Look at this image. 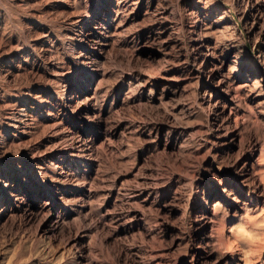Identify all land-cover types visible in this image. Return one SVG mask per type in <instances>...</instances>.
I'll return each mask as SVG.
<instances>
[{
  "label": "rangeland",
  "instance_id": "1",
  "mask_svg": "<svg viewBox=\"0 0 264 264\" xmlns=\"http://www.w3.org/2000/svg\"><path fill=\"white\" fill-rule=\"evenodd\" d=\"M2 136L0 264H241L221 246L264 217V0H0Z\"/></svg>",
  "mask_w": 264,
  "mask_h": 264
},
{
  "label": "bare ground",
  "instance_id": "2",
  "mask_svg": "<svg viewBox=\"0 0 264 264\" xmlns=\"http://www.w3.org/2000/svg\"><path fill=\"white\" fill-rule=\"evenodd\" d=\"M57 6V5H56ZM61 7V6H60ZM51 8V7H50ZM59 14H61V13H59ZM58 14V15H59ZM52 15V14H51ZM60 17V16H59ZM61 19V18H60ZM54 20V19H53ZM57 20V19H56ZM91 21V20H90ZM41 22V21H40ZM43 22V21H42ZM41 22V23H42ZM87 23V22H86ZM74 26H75V28H78V29H80V32L82 33V37L81 38H88V36H89V32H90V30H91V28L89 27V25H87V24H84L83 26H79L78 27V24H74ZM49 29V28H48ZM61 29V28H60ZM53 30L52 31V33H51V35H49V36H47V34H45V35H43L42 37H43V40L44 41H48V40H51V38H52V40L53 39H55L56 41H63V39L61 40V38H62V35L63 34H61V30ZM49 30H51V28L49 29ZM65 33V32H64ZM40 34V33H39ZM63 36H65V35H63ZM37 39V38H36ZM41 39V38H40ZM40 41V40H39ZM38 41V42H39ZM70 41V40H69ZM72 42V41H71ZM46 43V42H45ZM70 43V42H69ZM71 44V43H70ZM208 44V43H207ZM45 45V44H44ZM67 53H68V55L73 59V61L74 62H76V61H80V60H82V56H83V50H82V48L81 47H79V48H73V49H68V51H67ZM41 54V53H40ZM19 58V57H18ZM73 63V62H72ZM203 63H204V61H203ZM57 65V64H56ZM52 68V67H51ZM49 71H50V69H49ZM64 71V70H63ZM212 71L210 70H208L207 72H206V77L208 78V77H211V75H212ZM48 74V73H47ZM63 75H64V72H63ZM51 76V75H50ZM66 77L67 76H62L61 77V75L59 74V75H57L56 76V78H57V81H58V83H57V85L52 89V91H53V93L55 94V101L53 102L54 103V105L56 104L57 106H60V108H61V105L64 107V109H67V108H72V109H76L77 108V106L78 105H74V103H77V99H76V97L74 98L72 95H73V93L71 94V90H72V88L70 87V84L67 82V80H66ZM38 87V86H37ZM31 89V88H30ZM33 89V88H32ZM47 89V88H46ZM34 90V89H33ZM40 90V89H39ZM28 91V90H27ZM36 91V90H35ZM31 92V91H30ZM50 93V92H49ZM24 95V94H23ZM31 95V94H30ZM53 95V94H52ZM35 96V95H34ZM37 96V95H36ZM212 95H210V97H211ZM23 98V97H22ZM33 98V97H32ZM86 101H89V99H86L85 100V102ZM35 103V102H34ZM33 103V104H34ZM13 104V103H12ZM37 105V104H36ZM22 106V105H21ZM20 106V107H21ZM52 106V105H51ZM73 106H75L74 108H73ZM40 107V106H39ZM42 107V106H41ZM54 108V107H53ZM52 108V109H53ZM78 109V108H77ZM43 113V112H42ZM28 114V113H27ZM11 116H10V119H12V120H14V121H16V120H19V119H21V118H24L25 117V115H24V113L23 112H21L20 113V110H16L14 113H12V114H10ZM89 116V115H88ZM87 117V116H86ZM89 118V117H88ZM29 119L31 120V114H30V117H29ZM84 119V118H83ZM85 120V119H84ZM87 120V119H86ZM10 121V120H9ZM33 121V120H32ZM72 122H71V124H72V126H73V129H77V128H79V126H78V120H74V117H73V120H71ZM81 121V120H80ZM12 122V121H11ZM21 123V122H20ZM82 123H83V121H82ZM7 124V123H6ZM24 126V125H23ZM22 126V127H23ZM11 127V126H10ZM18 127V126H17ZM20 127V126H19ZM54 128V127H53ZM17 129V128H16ZM53 130V129H52ZM5 131V130H4ZM21 131V130H20ZM73 131V130H72ZM73 134L75 133V136L77 137L78 135H79V132L78 131H76L75 132V130H74V132H72ZM9 135V134H8ZM6 138V137H5ZM0 141H1V143H3L4 142V136H2L1 138H0ZM5 144V143H4ZM70 144H72V143H70ZM68 146V145H67ZM74 146V145H73ZM57 148V147H56ZM56 148H55V150H56ZM59 148V147H58ZM64 148V147H63ZM65 149V148H64ZM60 150V149H59ZM62 151H64V150H62ZM54 152V151H53ZM56 152H58L57 150H56ZM83 152V151H82ZM48 154V153H47ZM44 155V154H43ZM50 155V154H49ZM45 156V155H44ZM42 157V156H41ZM47 158V157H46ZM38 161H39V159H38ZM50 161V160H49ZM32 166H34V165H30V167H29V172L31 171V169H32ZM55 166H57V165H55ZM58 167H60L59 165H58ZM48 169V168H47ZM56 169H57V167L56 168H54L53 170H52V173H54V175H53V177L54 176H57L58 174H57V171H56ZM60 169V168H59ZM50 170V169H49ZM62 170V169H61ZM35 171V170H34ZM61 176V175H60ZM37 178V177H36ZM58 180H60V178L58 179ZM70 181V180H69ZM47 182H49V181H47ZM47 184V183H46ZM57 185V184H56ZM30 189H32L31 187H30Z\"/></svg>",
  "mask_w": 264,
  "mask_h": 264
},
{
  "label": "clouds",
  "instance_id": "3",
  "mask_svg": "<svg viewBox=\"0 0 264 264\" xmlns=\"http://www.w3.org/2000/svg\"><path fill=\"white\" fill-rule=\"evenodd\" d=\"M221 246V254H239L241 264H252L254 253L264 247V217L253 219L251 211H246L243 216L230 229Z\"/></svg>",
  "mask_w": 264,
  "mask_h": 264
}]
</instances>
